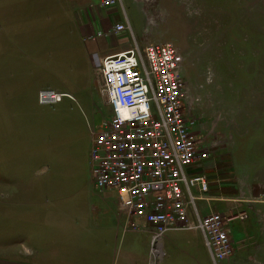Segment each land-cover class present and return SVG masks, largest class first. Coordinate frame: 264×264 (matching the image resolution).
Wrapping results in <instances>:
<instances>
[{"label":"crops","instance_id":"0c3cea01","mask_svg":"<svg viewBox=\"0 0 264 264\" xmlns=\"http://www.w3.org/2000/svg\"><path fill=\"white\" fill-rule=\"evenodd\" d=\"M100 1L0 0V127H6L7 141L12 142L6 164L0 162V264H149V229L142 223L131 227L118 210L116 193L96 190L92 178L87 179L90 141L78 100L91 107L94 118L91 70L105 56L133 44L121 33L89 39L125 23L118 10ZM60 30L69 33L71 45L82 47L74 54L75 66L70 61L65 67L63 55H57L64 45L57 41ZM83 56L84 68L79 65ZM48 76L57 77L48 82ZM44 88L71 93L75 101L64 98L54 106L42 105L38 92ZM73 105L79 110L73 117L83 128L77 141L82 150L76 154L68 133L73 121L67 110ZM28 126L39 129L32 128L29 138L24 136ZM247 159L243 165L232 164L231 178L221 173V182L230 183L211 191L216 206L204 204L202 211L226 213L234 205L245 209L248 217L231 224V238L261 240L253 259L264 264V148ZM178 232L163 237L166 255H181L187 264H214L200 232ZM193 235L195 239L189 237ZM165 257L158 263L169 264Z\"/></svg>","mask_w":264,"mask_h":264},{"label":"built area","instance_id":"2783aa9c","mask_svg":"<svg viewBox=\"0 0 264 264\" xmlns=\"http://www.w3.org/2000/svg\"><path fill=\"white\" fill-rule=\"evenodd\" d=\"M124 29V24H116L105 34ZM177 62V50L170 42L143 49L135 45L102 59L97 70L100 92L111 112L97 128H89L92 183L99 191L116 193L118 209L131 220V227L142 223L149 229V264L162 258L161 243L168 232L184 230L202 234L216 263L231 255L230 225L244 220L247 213L203 215L197 206L195 190L204 194L209 188L199 169L210 151L193 131ZM65 97L74 100L71 94L50 88L38 93L42 105L57 104Z\"/></svg>","mask_w":264,"mask_h":264},{"label":"rangeland","instance_id":"374dc122","mask_svg":"<svg viewBox=\"0 0 264 264\" xmlns=\"http://www.w3.org/2000/svg\"><path fill=\"white\" fill-rule=\"evenodd\" d=\"M109 7L118 10L121 19L127 21V27L121 34H126L128 40H136L140 47L170 42L177 48L179 74L188 94L191 119L196 121L194 132L210 151V158L200 167L205 171L210 189L205 195L207 199L199 200L198 206H216L210 192L220 190L223 183V186L230 183V180L221 182V173L231 178L232 164L236 167L243 165L251 160L247 159L248 154L262 152L264 148V0H119ZM59 32L57 41L63 40L64 45H59L57 55H63L65 67L70 61L71 66H75L78 60L74 54L81 53L82 47L70 44L69 33ZM79 65L82 68L87 65L85 56ZM57 76H48V82ZM60 78L64 79V75ZM90 78L96 84L93 98L95 117L89 111L91 107L86 108L83 102L77 100L86 117L84 124L91 147L89 128H97L108 117L109 106L97 90L101 80L95 69L91 70ZM65 104L68 105L69 101L66 100ZM77 108L73 105L67 110L73 121L69 123L68 133L75 154L82 150V144L77 141L79 133L83 135L78 118L73 117L79 113ZM46 126L42 129L49 133L45 130ZM32 128L34 126H28L25 137L32 135ZM7 138L6 127H0V162L3 164H6V152L10 151L12 144ZM22 142L29 143L23 138ZM89 151L90 148L87 179L91 178ZM46 164L50 165L49 162ZM74 164L79 166V162ZM235 206L228 207L227 212L245 210H237ZM178 233L193 234L192 231ZM171 234L173 232H168L166 237ZM189 237L195 239L194 235ZM261 242L250 237L241 241L237 239L231 246L232 254L219 262L258 264L253 259L256 255L254 248ZM176 250L174 253L179 249ZM164 257L169 264H187L181 255L168 256L165 252Z\"/></svg>","mask_w":264,"mask_h":264}]
</instances>
